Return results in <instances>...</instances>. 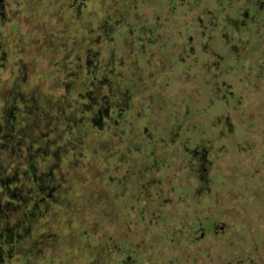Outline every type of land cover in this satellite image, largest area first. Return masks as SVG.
Here are the masks:
<instances>
[{"label":"rangeland","instance_id":"1","mask_svg":"<svg viewBox=\"0 0 264 264\" xmlns=\"http://www.w3.org/2000/svg\"><path fill=\"white\" fill-rule=\"evenodd\" d=\"M10 1L21 10L13 36L8 34V38L14 50L13 57L21 58L29 67L26 89L38 91L37 100L45 111L51 108L49 111L51 117L67 115L68 111L63 106L75 98L77 103L79 101L83 105L89 104L87 91L96 92L97 87L91 82V74L86 66L87 51L83 48L96 50L100 54L101 62L104 61L105 64L111 60L115 65L121 52L126 56L125 51L122 50V45L125 44L123 26L117 24L119 28L115 31L104 25L100 29L99 24L106 19L105 13L97 8L102 0H88L87 7L78 13L76 10L68 9L69 0ZM106 1L121 3L119 0ZM123 1L127 3L130 0ZM148 1L145 3H150ZM179 1L180 7L191 12L203 3V0ZM235 1L245 3L248 0ZM220 2L222 0H213L214 5ZM258 3L259 1L257 5ZM151 7L156 6L153 4ZM217 12H202L201 15L209 17L216 15ZM242 15L245 20V14ZM111 18L114 20V16ZM213 20L200 28L203 29L204 26L218 28L220 18ZM223 21L227 23L231 32L238 31L243 35L250 30L255 32L250 26L257 25L252 17L248 18L247 23L241 27L231 18L223 17ZM172 23L169 22V25L174 31L177 27L172 26ZM262 23L264 24V18L259 24ZM70 26H73V29ZM129 26L134 29L138 27L133 19L131 24L130 22L125 24V28ZM39 30L43 38L42 43L37 45L35 40L39 37ZM112 32L119 36L112 38L108 35ZM101 33L107 34L108 39ZM128 34L133 35L131 32ZM228 38L229 33L224 38L216 37V40L218 43V40L223 41ZM27 39L34 41L29 42L23 54L18 53L15 42L21 44ZM157 47L159 45L153 48ZM261 52L259 51V54ZM259 54L252 51L248 60L246 59L243 65H239L242 68L238 67L237 71L232 69L234 75H240L234 78L235 81L242 86L245 85L242 89L240 86L229 85L237 91L236 93L241 92L234 99V110H222L224 105L218 104L219 102L215 100L212 108H208L205 115V108H201L203 104H200L203 111L194 116L189 117L188 114L182 113L185 118H190V124L183 128V122L176 121L182 127L180 134H176L178 138L175 139L180 142V146L160 142V135L157 134L154 137L157 142L155 145L152 144L153 148L148 146L147 141H143L141 151L130 150L129 153L127 147L131 145L128 142L135 136L140 137V132L138 133L135 128V131L133 129L130 133H122L125 126L119 125L122 135L118 136V130L111 125L101 129L93 127L88 122L93 113L88 112L84 131L91 132L85 133L84 148H81L84 150L81 154L83 156L77 155L80 149L78 147L75 152L71 147L51 146L48 153L43 155L44 160L41 158L35 160L38 171L46 172L48 167H54L56 164L60 167L54 176L61 184V188L54 198L62 201V206L59 208L56 206L51 208L50 205L44 204L40 206L41 211L49 212L45 218L40 219L45 226L50 224L45 233L49 236L55 234L56 237V246L51 249H48L44 243L39 245L40 252L36 255L44 256V264H89L85 258L89 260L96 256L100 260L97 264H165L171 256L167 253L173 251V246L163 241L165 237L163 239V234H160L162 228L168 229L172 234H176L177 229L181 228L185 230V237L191 235L193 238L187 240V248L183 250L179 259L182 264L187 262L193 264L194 261L199 263L200 260H202L201 264H230V261L233 263L238 256L245 255L246 258L249 253H253V256L259 255L263 262L261 264H264V79L259 78V69L256 66L257 59L260 58ZM130 58L131 56L128 55L127 60L124 59L129 61ZM214 68L217 69V65ZM180 74L183 73L180 71ZM182 79L187 82L181 81L175 86V92L178 91V94L182 91V86L195 87L198 84L191 82L184 75ZM100 81H103L102 77ZM107 89L104 85L102 92L106 93ZM173 94L174 92L170 90L165 95L162 113L160 112L162 107H153L147 113L151 125L160 126L162 129L169 127L172 120L175 121L172 119L175 117L172 114L180 106L181 101L177 97L181 95H176L174 98ZM140 99L142 100L139 97ZM17 105L20 104L17 102ZM78 109L80 111L75 117L77 119L85 115L84 107L79 105ZM238 110H240L239 114ZM25 113H23L24 118ZM131 117L134 122L136 116L131 115ZM31 119L32 116L29 120ZM38 123L40 128L36 131L37 141L33 143L32 148L42 154V151H39L43 149H40L42 144H39L38 140L41 138V133L38 134V131L44 128V123L40 121ZM53 127L52 124L49 125V128ZM195 127H198L197 134L204 133L205 141L202 140L201 145L209 150L207 155L201 157L204 170L202 165H196L198 161L191 164L190 160L189 162L188 159L177 156L180 155L181 149L186 150L185 147L195 156L190 143L191 138L197 137L195 133L190 132ZM57 130L53 128L52 131L56 133L55 137L58 133L65 138L72 134L70 129L63 128L56 132ZM53 133L50 134L53 136ZM113 134L118 140L121 138L119 151L124 154L127 150L130 157L125 165L123 163L124 166L119 167L116 164L115 170L112 165L115 156L109 158L105 154L106 141L114 138ZM164 137L166 138L165 135ZM210 138L212 140H209ZM224 139H228L226 143ZM210 141H213V144ZM220 142L225 143V147L220 146ZM238 145L241 147H237ZM4 155L7 153L5 152ZM151 156H157L164 162L153 165ZM197 156L200 158L199 155ZM177 161L179 164L175 163ZM176 166L179 173L175 172ZM6 168L8 171L13 170L12 167ZM117 170L126 172V179L129 182L127 184V181H123L124 184L119 186L118 192L111 189L114 188V181L118 179ZM175 182H179L178 192L175 190ZM100 210H103V214L99 213ZM141 216L145 219L144 223L140 220ZM150 217L151 221L148 225L147 219ZM197 217L203 225L207 221L211 222V226L216 225L215 233L212 229L205 232L199 227L191 234ZM91 219L96 220L100 229L89 228L87 222ZM155 219L157 226H153ZM125 224H133L137 230H126L124 233L121 228ZM221 225L224 227L223 231L220 230ZM34 234H37L35 229L29 230L24 225L19 227L18 235H22L21 237L25 239L23 241H29ZM14 237L16 235L10 236V243H13ZM88 239L96 244L97 252H94L96 255L91 256L92 248L87 245ZM115 243L120 244L123 253L116 250ZM7 245L5 249L9 248ZM15 248L16 246H12L11 249ZM246 261L248 260L245 259L241 264H247ZM0 264H4L3 258H0Z\"/></svg>","mask_w":264,"mask_h":264},{"label":"trees","instance_id":"2","mask_svg":"<svg viewBox=\"0 0 264 264\" xmlns=\"http://www.w3.org/2000/svg\"><path fill=\"white\" fill-rule=\"evenodd\" d=\"M119 1H121V3L115 1L118 2L116 4L115 2L112 3L102 0L100 5L96 7L105 13L104 15L106 18L99 24L100 29L104 25L106 28H110L111 31H115V29L118 30L119 25L120 27L123 26L125 44L122 45V50L125 51L126 56L123 55L124 52H121L115 65L111 60L104 64V61L101 62L99 52L89 49L86 66L90 71L92 84L97 87V91H94L95 93L92 92L93 90L87 91L89 104L83 105L79 101L77 103V99L75 98L73 101L63 106V108L68 111L67 115H55L53 117L49 116L51 108L49 111H45L42 105H40L42 109L39 111L40 115H28L30 118L32 116L33 119L30 121L25 120L27 124H25V121L23 122L25 124L22 126L24 129L20 132L17 130L14 132L9 131V134L6 136L9 141L8 146L10 147L13 145L12 147L14 149H9V147L0 149V160L4 165L9 162L10 165L8 166L13 169L8 171L6 167V169L0 168V258H3L4 264H44V256L36 255L40 252L39 245L44 243L48 249L56 246L55 234L49 236L48 233H45L50 224H46L45 226L44 223L41 222L43 219L42 217L45 218L49 212L48 210L46 212L41 211L40 206L42 204L50 205L51 208L55 206L59 208V206H62V201L54 198L55 194H58L61 188V184H59L54 176L55 172H57L60 167H57L56 164L54 167H48V171L46 172L41 170L38 171L36 161H38L39 158L44 160L45 157L43 155L48 153V149L51 148V146H55L56 148L57 146L61 148L65 146L67 148L71 147L74 148L75 152L78 147L80 149L77 155L83 156L81 154L84 153V150L81 148H84L85 133H88L84 131V126L88 120L86 113H93L88 121L93 127L95 126L101 129L111 125L114 129L118 130V136L122 135L119 125L120 127L125 126L122 133H130L133 129L135 131L136 128L138 133L140 132V137L135 136L132 141L128 142V144L131 145V147L129 145V147H127L129 153L130 150L132 152L141 151L144 145L143 141H147L148 146L153 148L152 144L155 145V142H157L154 138L157 134L160 135V142H165V144H171L172 146L179 144L180 146V142L175 139L178 138L181 130L180 128L182 127L179 126L176 121H182L183 128L188 127L190 124V118H185V115L182 113L188 114L189 117H191L190 115L194 116L203 111L201 108H205V115L206 110L212 108L215 100L219 102H217L218 104L221 103L224 105L222 110H234V99H236L241 92L236 93L237 91L229 87V85L235 87L240 86L241 89L245 88V85L242 86L235 81L236 77L238 78L240 75H234L233 70L237 71V68L241 67L239 65H243V63L246 62L245 60H248L252 51L257 52V54H259V51H262L259 54L260 58L257 59L256 66L259 69V78L264 79V24H259L260 21L263 22V19L257 18V12L255 11L258 9H256L257 4L254 2L255 0L251 2L248 0L245 3L236 2L235 0H222V2L215 5L213 4V0H203L202 6L196 7L193 12L187 11L188 9L182 6L180 7L179 0H149L150 3L147 4L145 3L147 0H130L127 3L123 0ZM191 1L194 2L196 0ZM153 4L156 7H151ZM248 8L254 11L256 15L254 21L258 26L255 24L250 26L255 32L250 30L246 35L242 33L239 34L238 31L231 32L227 23L224 21L222 22L223 17L231 18L232 20H236V23L241 27L244 23H247V19L249 18L245 17L244 20L242 15L244 10ZM205 11H221L223 13L220 18L221 21L218 22L219 25L217 24L218 28H208L209 26H204L205 28L203 29L200 28L204 24H210V21H214L208 16L201 15L202 12L206 13ZM113 16L114 20L111 18ZM201 16H203L202 21H200ZM132 19L135 20L138 27L136 29L132 26L125 28V24L129 22L131 24ZM169 22H173L171 25L177 27L174 31L172 27L170 28ZM129 32L133 35L129 36ZM228 33V39L223 41L218 40L219 42L217 43L216 37L224 38ZM101 35L106 39H108V35H111L112 38H116L117 36L116 33L113 32L108 35L101 33ZM250 35L253 36V38ZM156 45H159V47L154 49L153 47ZM128 55L131 56V60L126 61ZM128 65L129 67H127ZM216 65L218 67L217 69L214 68ZM180 71L183 73L182 75ZM183 75L189 78L191 82L198 84L195 87L184 85L181 87L183 92L180 91L178 94V91L175 92V86L181 83V81L187 82L182 79ZM101 77L103 80L102 82L100 81ZM204 81L205 83H203ZM104 85L108 88L106 93L102 92ZM170 90L174 92V98L176 95H181L177 97L181 103L178 109L172 114L175 116L172 118L175 119V121L172 120L169 127H162L161 129L160 126L151 125L150 117H148L149 114L147 113L151 111L150 109L153 107H162L160 110L162 113L164 106L163 101L166 98L165 95H167ZM139 97L142 98V100H139ZM78 104L80 107L85 108L83 113L85 115H81L77 119L75 117L80 111L78 109ZM200 104H203L201 108ZM239 112L240 110H238V114ZM131 115L136 116L134 122L130 119L132 118ZM81 117L84 119H80ZM39 121L42 124L44 123V128L38 131V134L41 133V138L38 140L40 142L39 144L43 145H40V149H43L39 150L42 151V154L40 152L37 153L38 151L33 150V148L25 147L22 149L21 146L23 142H26L27 145L29 142L32 144L34 143L31 142V140L35 138L37 128H40ZM182 122L180 123L182 124ZM211 122L210 120V123ZM50 124L54 126L53 128L55 130L58 129L61 131L63 128H66V130L70 129L69 131H71L72 134L65 138L58 133L57 137H55L56 133L52 132L53 128H49ZM58 130L56 132H59ZM197 131L198 127L190 131L197 135L196 139L191 138L190 140L192 144L191 148H193L195 156L192 155L186 147V150L184 151L181 149V151H179L180 155L177 156L188 159V161L190 160L191 164L198 161L199 163L196 165H202L203 168L201 157L203 158L204 155H207L209 150L204 148L203 144L201 145L202 140L205 141V137L203 136L204 133L197 134ZM90 132L88 134H90ZM50 133H53V136ZM3 134L4 132L1 131L0 137ZM92 134L93 133H91V135ZM115 134H113L114 138L112 137V139L106 141L105 154H107L109 158L115 156V158L113 157L112 159L114 161L112 164L113 167L116 166V164L121 167L126 164L130 157L127 150L124 154L119 151L122 144L120 142L121 138L118 140ZM209 140H212V138ZM227 140H225V143ZM210 142L212 143L213 141ZM225 143L220 142L219 145L222 146ZM102 147H104V145ZM237 147L241 146L238 145ZM19 148L21 150H19ZM5 152L7 155H4ZM175 154L173 155L175 156ZM197 155H199L200 158H197ZM150 159L153 165L154 163H159L160 165L164 162L157 156H151ZM1 161L0 167L2 166ZM178 162L179 161L175 163L179 164ZM115 168L116 167H114V170ZM175 172L179 173L178 166L175 167ZM116 174H118V179H116L117 183L114 181L113 187L115 189H111L117 190L118 192L119 186L124 184L123 181H127V184H129V182L126 179V172L117 170ZM59 175L61 176L62 174ZM2 181H8L9 183L4 184ZM118 181H120V183ZM175 185V190L178 192L180 188L179 182H175ZM13 201H15V203ZM64 206L66 205L64 204ZM103 210H100L99 213L103 214ZM140 220L142 223L145 221L142 216ZM199 220L200 218L197 217L195 220L196 224L192 228L191 234L196 232L199 227H202V231L206 232L212 229L213 233H215L216 225L211 226V222L209 221L203 225ZM150 221L151 217L147 219L148 225ZM156 221L157 219L154 220L155 223L153 226H157ZM87 223L89 228L100 229V225L94 219H91ZM22 225L29 230L35 229L37 234H34V236L32 235L33 238L29 241H23L25 239L21 237L22 235H18L19 227ZM221 227L220 230L223 231L224 227L222 225ZM121 229L124 233L126 230H137L133 224L124 225ZM201 230L200 232H202ZM143 231L144 230H142V232ZM168 231V229L162 228L160 232V234H163V239L164 237L166 239L163 241L173 246V251L167 253L171 256L165 261V264H182L179 259L182 256L183 250L187 248V240L192 237L191 235L185 237V230L181 228L177 229L176 234H172L171 231ZM11 235H16V237L12 239L13 243H10ZM87 242L89 248H92L91 252L96 255L94 253L97 252L95 248L96 244L90 239H88ZM188 244H190V241ZM5 245L9 246L10 249H5ZM115 245L119 253L124 252L120 244L115 243ZM12 246H16V248L12 250ZM89 251L90 249L87 251V255ZM92 253L91 256L93 255ZM260 258L259 255L253 256V253H249L246 258L245 255L238 256V259H234L233 263L230 261V264H241L245 259L248 260L246 261L247 264H261L259 261H261L262 258ZM85 260L89 262V264H97L100 261L97 256L93 257V259L92 257L89 258L88 261L86 258ZM201 261L202 260H200L199 263L194 261L193 264H201Z\"/></svg>","mask_w":264,"mask_h":264},{"label":"flooded vegetation","instance_id":"3","mask_svg":"<svg viewBox=\"0 0 264 264\" xmlns=\"http://www.w3.org/2000/svg\"><path fill=\"white\" fill-rule=\"evenodd\" d=\"M250 2L252 0H249ZM258 5L255 12H257V18H264V0H255L254 2ZM88 0H69L68 9L71 11L76 10L77 13L81 12L87 7ZM253 3V2H252ZM21 10L17 9L10 0H0V132L4 134L0 137V149L8 148V140L6 136L10 132L21 131L24 129L23 125L30 121L28 115H40L42 109L40 103L37 100L38 91L36 89L29 90L26 89L27 82L29 78V67L25 61L21 58L16 59L13 57L14 50L12 49L11 40L8 38V34L13 36L15 27L19 22ZM246 17L253 18L256 16L254 11L250 8L244 10L243 12ZM222 12H217L216 15H210L211 19H219L222 16ZM73 29V26H70ZM69 28V32H70ZM71 29V32L73 30ZM39 37L35 40V44L40 45L42 43L43 35L38 31ZM34 41V39H27V41H22L23 43L15 42V46L18 49V53L23 54L28 48L29 42ZM86 49L87 54H89V49ZM9 84V86H8ZM17 102L20 105H17ZM26 112V113H25ZM23 113H25V118ZM27 120V121H25ZM25 121V124L23 123ZM34 123V122H33ZM33 125V124H32ZM7 133V134H6ZM37 136L31 140V142H36ZM32 143L26 144L22 143V149L32 148ZM13 146V145H12ZM12 146L9 147L14 149ZM19 150H21L19 148ZM1 161V160H0ZM1 169L9 167L10 163L3 164ZM58 167V164H57ZM5 171V170H4ZM6 173V171H5ZM4 184H8V181H2ZM261 259V258H260ZM263 263L262 261H259Z\"/></svg>","mask_w":264,"mask_h":264},{"label":"bare ground","instance_id":"4","mask_svg":"<svg viewBox=\"0 0 264 264\" xmlns=\"http://www.w3.org/2000/svg\"><path fill=\"white\" fill-rule=\"evenodd\" d=\"M248 161H249V160H248ZM79 191H80V190H79ZM258 197H259V196H258ZM257 199H258V198H257ZM125 225H126V224H125ZM95 226H96V225H95ZM92 227H94V226H92ZM121 230H122V229H121ZM93 255H94V254H93ZM93 255H92V256H93ZM105 255H106V254H105ZM87 261H88V260H87ZM88 263H89V262H88ZM82 264H83V263H82Z\"/></svg>","mask_w":264,"mask_h":264}]
</instances>
